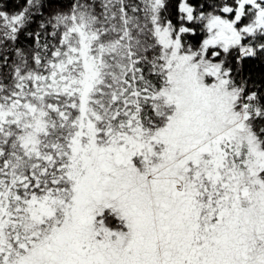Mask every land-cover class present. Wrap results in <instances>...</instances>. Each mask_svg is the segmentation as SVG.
Returning a JSON list of instances; mask_svg holds the SVG:
<instances>
[{"label": "snow or ice", "instance_id": "snow-or-ice-1", "mask_svg": "<svg viewBox=\"0 0 264 264\" xmlns=\"http://www.w3.org/2000/svg\"><path fill=\"white\" fill-rule=\"evenodd\" d=\"M0 264H264V0H0Z\"/></svg>", "mask_w": 264, "mask_h": 264}]
</instances>
